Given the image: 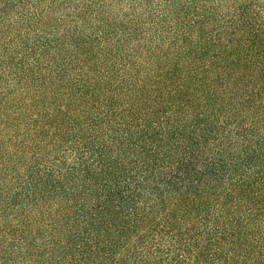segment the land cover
<instances>
[{
	"label": "trees",
	"instance_id": "obj_1",
	"mask_svg": "<svg viewBox=\"0 0 264 264\" xmlns=\"http://www.w3.org/2000/svg\"><path fill=\"white\" fill-rule=\"evenodd\" d=\"M0 264H264V0H0Z\"/></svg>",
	"mask_w": 264,
	"mask_h": 264
}]
</instances>
